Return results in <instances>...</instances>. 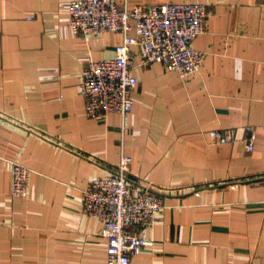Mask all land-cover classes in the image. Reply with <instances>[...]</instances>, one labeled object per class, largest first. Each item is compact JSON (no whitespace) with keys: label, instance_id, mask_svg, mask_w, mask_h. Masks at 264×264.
Listing matches in <instances>:
<instances>
[{"label":"crops","instance_id":"0c3cea01","mask_svg":"<svg viewBox=\"0 0 264 264\" xmlns=\"http://www.w3.org/2000/svg\"><path fill=\"white\" fill-rule=\"evenodd\" d=\"M68 2L0 0V112L27 127L0 122V264H106L102 224L82 213L80 191L122 156L130 179L164 190L131 264H264V0H127L199 3L212 16L192 44L200 70L184 79L140 65L132 49L125 119L85 114L79 74L86 60L112 59L121 36L74 35ZM225 129L233 143L207 136ZM13 161L31 170L26 198L10 195Z\"/></svg>","mask_w":264,"mask_h":264},{"label":"built area","instance_id":"2783aa9c","mask_svg":"<svg viewBox=\"0 0 264 264\" xmlns=\"http://www.w3.org/2000/svg\"><path fill=\"white\" fill-rule=\"evenodd\" d=\"M69 27L74 35L91 36L117 33L121 43L112 59L86 60L79 74V95L85 100L89 118L116 113L125 119L131 112V92L138 81L132 49L140 47V65L161 62L181 79L200 70L203 55L193 48L195 38L207 31L211 10L199 3H164L128 8L127 0H69L65 6ZM134 30L135 35H130ZM13 130L27 127L11 123L0 112V122ZM208 138L216 144H230L236 139L233 129L211 130ZM252 136L247 149L252 150ZM132 158L122 156L114 170L92 178L81 189V211L102 224L107 240L106 264H131V255L148 244L144 230L156 223L164 190L146 179L129 178ZM31 170L18 162H10V195L26 198ZM137 227L132 232L130 227Z\"/></svg>","mask_w":264,"mask_h":264}]
</instances>
